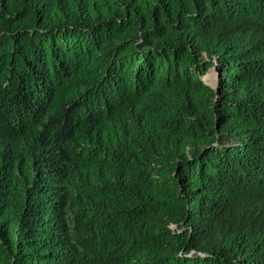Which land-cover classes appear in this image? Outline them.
Here are the masks:
<instances>
[{
    "label": "trees",
    "instance_id": "obj_1",
    "mask_svg": "<svg viewBox=\"0 0 264 264\" xmlns=\"http://www.w3.org/2000/svg\"><path fill=\"white\" fill-rule=\"evenodd\" d=\"M0 264H264V0H0Z\"/></svg>",
    "mask_w": 264,
    "mask_h": 264
},
{
    "label": "water",
    "instance_id": "obj_2",
    "mask_svg": "<svg viewBox=\"0 0 264 264\" xmlns=\"http://www.w3.org/2000/svg\"><path fill=\"white\" fill-rule=\"evenodd\" d=\"M212 70L215 72V75H216V77H215V85H211V84H210V75H209V74H206V75L203 77V80H204V82H205L207 85H210V86H212L214 89H216V88H217V82H218L219 74L216 73V67H213Z\"/></svg>",
    "mask_w": 264,
    "mask_h": 264
},
{
    "label": "rangeland",
    "instance_id": "obj_3",
    "mask_svg": "<svg viewBox=\"0 0 264 264\" xmlns=\"http://www.w3.org/2000/svg\"><path fill=\"white\" fill-rule=\"evenodd\" d=\"M207 74H209L210 76H213V74H215V72L212 69H210V71Z\"/></svg>",
    "mask_w": 264,
    "mask_h": 264
}]
</instances>
